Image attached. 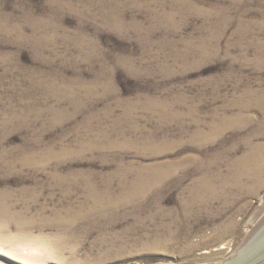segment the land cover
<instances>
[{"label":"rangeland","instance_id":"1","mask_svg":"<svg viewBox=\"0 0 264 264\" xmlns=\"http://www.w3.org/2000/svg\"><path fill=\"white\" fill-rule=\"evenodd\" d=\"M253 151L264 0H0V264L227 260Z\"/></svg>","mask_w":264,"mask_h":264},{"label":"water","instance_id":"2","mask_svg":"<svg viewBox=\"0 0 264 264\" xmlns=\"http://www.w3.org/2000/svg\"><path fill=\"white\" fill-rule=\"evenodd\" d=\"M211 264H264V228L232 257Z\"/></svg>","mask_w":264,"mask_h":264},{"label":"bare ground","instance_id":"3","mask_svg":"<svg viewBox=\"0 0 264 264\" xmlns=\"http://www.w3.org/2000/svg\"><path fill=\"white\" fill-rule=\"evenodd\" d=\"M262 99V98H261ZM262 101V100H261ZM248 161H250V165H254L255 167H249L250 172L254 171L255 174H259L262 172V170H264V167H260L261 163L264 161V156H257L255 154V152L253 151L252 153H250L247 157H246ZM243 160V159H242ZM247 172V171H246ZM254 172H251L252 175L254 174ZM153 179V178H152ZM199 183V182H198ZM197 184V183H196ZM106 203V202H105ZM104 208V207H103Z\"/></svg>","mask_w":264,"mask_h":264}]
</instances>
